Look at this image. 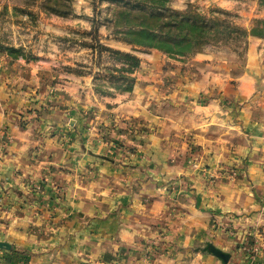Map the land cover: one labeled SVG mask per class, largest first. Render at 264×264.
<instances>
[{"label": "rangeland", "instance_id": "rangeland-1", "mask_svg": "<svg viewBox=\"0 0 264 264\" xmlns=\"http://www.w3.org/2000/svg\"><path fill=\"white\" fill-rule=\"evenodd\" d=\"M167 3L173 9L192 5L206 15L226 17L246 30L240 40L208 44L201 50L224 55L221 58L228 68L224 76L234 77L246 67L249 36L264 38V34L250 31L257 25L264 27V0H167ZM70 5V11L64 15L45 12L42 0H0V82H4L0 83L4 84L0 96L11 116L16 114L17 128H27L33 119L38 123L33 130L41 136L40 131L48 122L49 137H54L57 148L63 152L58 164L49 166L47 171L67 172L70 178H65V184L69 181L71 185L77 175L86 181L87 187L100 186L108 196L117 195L123 187L133 188L138 180L140 184L151 180L162 187L170 202L189 201L193 195L194 203L210 217L206 225L200 222V239L192 249L211 253L205 249L209 241L234 255L231 262L235 264L255 261L262 264L264 259L258 257L264 254V220L246 225L249 218L245 216L253 209H259L260 214L264 212V194L255 190L257 175L253 169L264 171V137L257 140L253 129L241 124L225 128L227 135L223 139L218 136L223 129L206 130L199 126L177 132L167 129L164 131L167 138H163L159 129L146 133L138 124V116L128 120L117 118L112 107L117 99L129 94L137 77H190L184 70L190 67L188 61L194 53L173 57L154 47L129 43L116 34L119 33L116 31L119 26L113 20L116 10L149 9L147 0H70ZM114 49L139 58V65L131 74L135 78L131 90L119 87L118 71L124 60L114 54ZM214 60L222 62L218 57ZM251 75L264 77V66L256 68ZM14 78H19L21 83L24 79L25 84L20 86ZM24 85L37 86V91H21ZM256 114L264 119V108L257 109ZM245 132L246 141L239 136ZM0 133L1 146L14 137L5 128H0ZM243 141L245 147L239 149L238 143ZM167 155L171 156L170 165L179 166L180 174L165 177L162 165ZM33 181L31 188L35 190L47 182L44 176ZM52 181L56 182L53 189L62 182L57 178ZM224 186L234 191L229 203L232 208L221 205L223 195L228 192ZM245 186L250 187V195L256 200L249 210L242 209V200L234 197ZM6 188L7 185L2 186L7 191ZM197 189L203 190L208 198H202ZM37 212L41 214L43 210ZM171 223L167 217L161 221L160 234L167 238L165 248L174 250L179 243L168 233ZM39 226L36 236L43 238L48 229L43 224ZM24 249L27 248L16 246L13 251L25 253ZM8 264L14 262L9 260Z\"/></svg>", "mask_w": 264, "mask_h": 264}, {"label": "crops", "instance_id": "crops-1", "mask_svg": "<svg viewBox=\"0 0 264 264\" xmlns=\"http://www.w3.org/2000/svg\"><path fill=\"white\" fill-rule=\"evenodd\" d=\"M248 43L246 67L234 77L223 75L228 73L221 58L223 54L199 51L188 61L190 67L184 70L190 77H137L129 94L117 99L112 107L115 115L127 120L138 116V124L146 133L159 129L163 138H167L164 136L167 129L177 132L199 126L206 130L223 129L218 133L223 139L227 135L225 128L242 124L244 128H252L254 136L261 141L264 119L256 110L264 108V77H252L251 73L264 66V38L249 36ZM216 57L222 62L214 60ZM15 81L20 86L25 82L23 79L21 83L19 78H14ZM30 81L33 82V77ZM23 90L32 93L37 91V86L24 85ZM15 119L16 114L11 116L0 96V128L14 134L11 142L0 145V182L3 181L0 184V240L11 244L9 249L0 248L1 264H8L9 260L14 264H223L211 253L192 249L200 239V222L206 225L210 217L194 203L193 195L189 201L170 202L167 192L151 180L141 184L135 181L133 188L123 187L117 195L110 196L100 186L87 187L86 181L77 175L73 177V185L67 180L65 184V178H70L67 172L47 171L49 166L58 164L63 152L57 148L54 137H49L48 122L39 136V131L33 130L38 124L36 121L32 119L27 128H17ZM239 136L246 141V132ZM244 141L238 143L239 149L245 147ZM165 157L162 165L165 177L180 174L179 166L168 162L171 156ZM253 169L257 175L255 190L264 194V171ZM43 176L47 182L38 190L31 188L33 180ZM54 178L62 181L56 189H53ZM5 185L7 191L2 189ZM243 188L234 197L242 200V209L249 210L256 200L250 195V187ZM223 189L228 190L225 186ZM197 192L202 198H208L203 190L197 189ZM233 192L228 190L223 195V208L228 209ZM41 195L56 201L43 199ZM39 209L43 210L41 214L37 212ZM247 213L245 217L251 222L247 219L246 225L264 220V212L260 214L259 209ZM166 217L172 221L168 233L179 243L174 250L165 248L167 238L160 234L163 232L160 222ZM39 224L48 229L43 238L36 236ZM16 246L27 249L25 253L13 251ZM233 257L230 255L227 264ZM258 258L264 259V254Z\"/></svg>", "mask_w": 264, "mask_h": 264}, {"label": "trees", "instance_id": "trees-1", "mask_svg": "<svg viewBox=\"0 0 264 264\" xmlns=\"http://www.w3.org/2000/svg\"><path fill=\"white\" fill-rule=\"evenodd\" d=\"M149 9L120 7L113 20L119 28V37L129 43L154 47L173 57H182L201 51L208 44L240 40L246 30L226 17L206 15L188 5L183 9L171 8L167 0H147ZM26 2V1H25ZM27 3V2H26ZM47 13L67 14L70 0H42ZM264 24V20H262ZM252 33L263 35L264 27L254 26ZM124 60L118 77L121 90H131L135 81L131 75L139 65V58L129 52L113 50Z\"/></svg>", "mask_w": 264, "mask_h": 264}, {"label": "water", "instance_id": "water-1", "mask_svg": "<svg viewBox=\"0 0 264 264\" xmlns=\"http://www.w3.org/2000/svg\"><path fill=\"white\" fill-rule=\"evenodd\" d=\"M11 244L6 241V240H0V248H10ZM205 249L209 252H211L212 254H214L215 256H217L218 258L221 259L222 263L225 264L230 256V254L227 251L222 250L221 248L217 247L216 245H214L212 242H207Z\"/></svg>", "mask_w": 264, "mask_h": 264}]
</instances>
